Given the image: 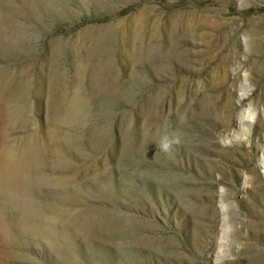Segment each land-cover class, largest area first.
Masks as SVG:
<instances>
[{
	"label": "rangeland",
	"instance_id": "374dc122",
	"mask_svg": "<svg viewBox=\"0 0 264 264\" xmlns=\"http://www.w3.org/2000/svg\"><path fill=\"white\" fill-rule=\"evenodd\" d=\"M0 101L2 264H264V0H0Z\"/></svg>",
	"mask_w": 264,
	"mask_h": 264
},
{
	"label": "bare ground",
	"instance_id": "6f19581e",
	"mask_svg": "<svg viewBox=\"0 0 264 264\" xmlns=\"http://www.w3.org/2000/svg\"><path fill=\"white\" fill-rule=\"evenodd\" d=\"M16 110L15 113H17ZM3 111V104L0 101V119L4 116ZM38 157L39 152L36 148L29 154L18 156L11 147L0 150V199L5 200L23 218L35 211L34 205L30 202L31 183L27 173L31 167L30 164L35 163ZM2 261L3 258L0 256V264Z\"/></svg>",
	"mask_w": 264,
	"mask_h": 264
},
{
	"label": "clouds",
	"instance_id": "9594fccd",
	"mask_svg": "<svg viewBox=\"0 0 264 264\" xmlns=\"http://www.w3.org/2000/svg\"><path fill=\"white\" fill-rule=\"evenodd\" d=\"M169 145L167 143L163 144L164 148H167Z\"/></svg>",
	"mask_w": 264,
	"mask_h": 264
}]
</instances>
